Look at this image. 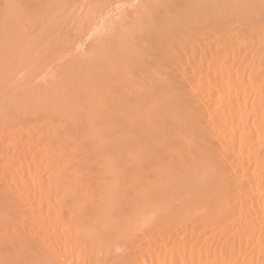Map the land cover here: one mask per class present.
Segmentation results:
<instances>
[{"label": "bare ground", "instance_id": "obj_1", "mask_svg": "<svg viewBox=\"0 0 264 264\" xmlns=\"http://www.w3.org/2000/svg\"><path fill=\"white\" fill-rule=\"evenodd\" d=\"M248 2L0 0V53L55 31L101 91L28 105L41 66L3 59L19 92L0 102V264H264V1Z\"/></svg>", "mask_w": 264, "mask_h": 264}, {"label": "rangeland", "instance_id": "obj_2", "mask_svg": "<svg viewBox=\"0 0 264 264\" xmlns=\"http://www.w3.org/2000/svg\"><path fill=\"white\" fill-rule=\"evenodd\" d=\"M242 1H244V0H242ZM248 1L251 2V4H252L253 1H257V2H258V0H247V2H248ZM263 1H264V0H263ZM238 2H239V1H238ZM249 2H248V3H249ZM259 2H260V0H259ZM261 2H262V1H261ZM262 3H263V2H262ZM207 5H209V4L207 3ZM176 20H177V19H176ZM179 21H181V20H179ZM173 24H174V25H173L172 28L174 29V28L179 27L181 23L178 22V21H176V22H174ZM176 24H179V25H176ZM158 25H159V24H158ZM175 25H176L177 27H174ZM149 27H150V26H149ZM159 27H160V26H159ZM49 29H50V27H49ZM65 29H66V27H64V30H63V31H65ZM67 29H68V28H67ZM67 29H66V31H65V35H66V32H68ZM150 29H151V28H150ZM150 29H148V26H146V27L144 28V30L142 29V30L144 31L143 34H142V32H143L142 30H138V31H142V32H136L137 30H136V31H133V32H135L136 34L134 33L133 35H130V34H131V33H130V34L128 35V36H129L128 39H130V38H131V39H136V41L139 39V40L141 41V40L143 39V38H142V35L144 36V38H146V37H147L146 34H147L148 32L150 33V31H152V30H150ZM152 29H154V28H152ZM167 29H168V28H167ZM46 30H47V29H46ZM46 30L43 31V33H44V34L42 33L43 36L40 35V34H38V35H40V36L34 35V36L30 37L31 39L29 38L28 43H27V41H26V43H27L26 46H24L23 43H21V44H23V46H22L21 44H19V45H20L19 50H18V51H17V50H14L15 53L13 52V49H10L11 47H10L9 49H10V51L12 50V53H11V52H10V53H9V52H6L8 49H5L6 51H4V52H5L6 54L8 53V54L10 55V56L8 55V56L10 57V59L7 58V55H4L3 51H1V53H0L1 55H2V53H3V55H4V56H3V55L0 56V60H1V61H0V67H1V68H2V67H3V68L5 67L6 64H5V65H3V64L6 62V60H7L8 63L10 62L13 66H15V64L17 63V64H16L17 67H14V68H19L18 66L20 65V63H21V65H22L23 67L25 66V68H26V66H28V65H30V66L33 65V63H34V65H37L36 67H38V66L40 67V66H41V68H39V70H40V73L42 74V76H41L40 78H38V81H37V79H36L35 82L33 81V82L29 83V86L32 87V88H34V86H35V87H40V88H41V89H40V94H39V95H38V94H37V95H33V94L31 93L32 95H31V94L28 95L29 93H28V94H25L26 91H27L26 88H22V89H25L26 91L21 89L22 91H20V92H23V91H24L23 94H24L25 96H23V95L21 94V97L19 96L20 99L22 98V100H23L24 98H25V99L27 98L26 100H25V99H24V100H25V102L28 103V105H29V102H27L28 100H30L31 103L33 102L32 99H33V100L36 99V100H39V101H40V100L43 101L44 97L46 96L45 99L48 100L47 102L51 101V103H50V107H51V109L54 108L53 110H57V111H58V110H59V108H58L59 105H60V108H61L62 106H65V105H63V103L66 104V103H69V102L71 101L70 99H68V101H67V99H65V101H66V103H65V102H64V98H62V96H63L65 93H68V88H72V89H70V91H69V94H70L71 91L73 90V86L75 87V84H76V83H78V84H79V83H82V84H80L81 86H78V87H80V88L82 89V92H83V93H84L85 90H86L87 93H88V90L92 87V86H91V87H89V86H90V85H93V87L89 90V91L93 92L92 95H90V94H91V92H90V94L88 93V94H86L85 96H88V95H89V97H88L89 100H90V96H92V97H91V101H92L93 103H95V101H97V100L99 99L98 96L101 97V95H99V93H98V92L100 91V90L98 89V87H97V88H94L95 84H96V86H97V84H98V83H95V82H94V81L96 80V78H95V75H93V74H94L96 71H91V70L88 71V74H89V72L92 73V74L90 73L91 75L89 74L91 77H90L89 75H88L87 77H85V76L87 75V70H83V69L81 68L82 66H79L80 69H81V71H82V73H83V72H84V73L86 72V74H84V78H83V75H82L81 79H83V80H81V79L79 78V74H81V73H80V69L78 68V66L76 67V66H73L74 64L72 65L71 60L73 59V58H72L73 56L70 55V56H71V57H70L69 55L59 54V53H63L62 50H61V46H62V41H60L61 38L58 39V42H57V41L55 42V40H57V39H55L56 35H55L54 37H51V35H52L53 33L56 34L57 32L54 31V32H50V33H49V32H48L49 30H47V31H46ZM148 30H149V31H148ZM155 30H158V26H157V29L155 28ZM50 31H53V30L50 29ZM153 31H154V30H153ZM146 32H147V33H146ZM45 33H47L48 35H46ZM149 33H148V34H149ZM153 33H154V32H153ZM49 34H50V35H49ZM141 34H142V35H141ZM65 35L63 36V34H61V37H63V40H64V38H65ZM140 35H141V36H140ZM152 35H153V34H152ZM48 36H49V38L47 39L46 37H48ZM58 36H59V35H58ZM58 36H57V37H58ZM138 36H139V37H138ZM149 36H150V34H149ZM57 37H56V38H57ZM38 38H39V39H38ZM40 38H41V40H40ZM148 38H150V37H148ZM49 40H50V41H49ZM143 40H144V39H143ZM29 41H30V42H29ZM48 41H49V42H48ZM132 41H135V40H132ZM132 41L130 40L131 44H132ZM40 42H41V43H40ZM54 42H55V43H54ZM142 42H143V41H142ZM144 42H146V40H144ZM37 43H38V44H37ZM49 43H50V45H49ZM90 43H91V40H90ZM135 43H137V45H136V44H133V45H134V46H133L134 48H133V47H130V46H127L130 50H129L128 48H126V46H123V47L120 49V51L122 50L121 53H122L123 55H124V53H125L126 55L129 53V54H130V57H133V56H132V55H134L133 52H134L135 49L138 47L139 50L142 49V50H140V51H139L138 49H136V50H138L137 52H140V53L142 54V56H141V57H143L142 59L147 58V56H148L149 53H150V49H148L146 45H145L146 47H144V45H143L141 42H139V41H137V42H135ZM138 43H139V45L142 44L141 47L138 46ZM140 43H141V44H140ZM28 44H29V45H28ZM30 44H33V45H35V46L33 47V45H30ZM51 44H52V45H51ZM83 44H84V45H83ZM88 44H89V41L87 42V40H86V41L84 40V41L80 42V43L78 44V45H79L78 49L80 48V46H84V48L81 50V48H82V47H81L80 50L76 51L75 53L73 52V55L75 54V57H74V58L77 57L76 59H78V56H79L80 58L87 56V55L84 54V52L87 51V50H85V47H86V49H87ZM37 45H38V46H37ZM39 45H40V46H39ZM54 45H55V46H54ZM135 45H136L137 47H136ZM29 46H30V47H29ZM45 46H46V47H45ZM52 46H53V47H52ZM21 47H22V49H21ZM35 47H38V48H37V51L40 50V52H38L39 55L36 53L37 51H36V48H35ZM39 47H40V48L42 47V48H41L42 50L39 49ZM49 47H50V48H49ZM55 47H56V48H55ZM124 47H125V48H124ZM23 48L26 49V51H24ZM52 48H53V49H52ZM57 48H58V49H57ZM132 48H133V49H132ZM31 49H32V50H31ZM33 49H34V50H33ZM38 49H39V50H38ZM51 49H52V50H51ZM131 49H132L133 52L131 51ZM146 49L149 51V53H148V51H147ZM3 50H4V49H3ZM27 50H28V53H29V54H28V53H25V52H27ZM44 50H46V51H44ZM60 50H61V52H60ZM128 50H129V52H128ZM145 50H146V51H145ZM32 51H33V52H32ZM47 51H48V52H47ZM51 51H52V52H51ZM80 51H81V52H80ZM123 51H124V52H123ZM125 51H126V52H125ZM143 51H145V52H144L145 54L143 53ZM16 52H17V54H16ZM44 52H45V53H44ZM57 52H59V53H57ZM78 52L80 53V55H78V54H79ZM35 53H36V54H35ZM41 53H43L42 56H41ZM47 53H49V55H48ZM64 53H65V52H64ZM76 53H77V54H76ZM81 53H82L83 55H82ZM85 53H86V52H85ZM106 53H107V54H106ZM106 53H105V52L103 53L105 56L102 55V59H104V58L106 57V55H107V57H106L104 60H101L102 62H105V60H107V59H108V61H109L111 57H112V59H113V56H112L111 53H108V52H106ZM132 53H133V54H132ZM140 53H139V54L136 53V54H138V57L141 55ZM25 54H26V55H25ZM33 54L36 56V58H35V56H34ZM44 54H45V55H44ZM58 54L60 55V58H59V55H58ZM129 54H128V56H129ZM131 54H132V55H131ZM32 55H33L34 57H33ZM37 55H38V56H37ZM50 55H51V56H50ZM57 55H58V56H57ZM62 55H63V56H62ZM76 55H78V56H76ZM11 56H13L14 58H11ZM26 56H27V57H26ZM56 56H57V57H56ZM61 56H62L64 59L61 58ZM65 56H66V57H65ZM81 56H82V57H81ZM108 56H109V57H108ZM110 56H111V57H110ZM128 56H127V57H128ZM2 57H3V58H2ZM15 57H16V58H15ZM67 57H70V58H67ZM141 57H139V58L141 59ZM144 57H145V58H144ZM4 58H5V59H4ZM19 58L22 59V61H21V60L19 61ZM34 58H35V59H34ZM47 58H48V59H47ZM65 58H66V59H65ZM80 58H79V59H80ZM122 58L124 59V57H122ZM128 58H129V57H128ZM149 58H150V57H148V59H149ZM3 59H4V63L2 64ZM13 59H14V60H13ZM16 59H18V61H17ZM68 59H69V60H68ZM115 59H116V58H115ZM119 59H121V57H120ZM8 60H9V61H8ZM11 60H13V61H11ZM31 60H32V61H31ZM51 60H52V61H51ZM23 61H24V63H23ZM25 61H26V62L29 61V62H28V65L26 64ZM59 61H60V62H59ZM7 62H6V63H7ZM19 62H20V63H19ZM30 62H31V63H30ZM54 62H55V63H54ZM93 62H94V63H90V62H89V63L94 65L96 62H95V61H93ZM102 62L99 63V64H101V65L103 66ZM106 62H107V61H106ZM106 62H105V63H106ZM121 62H122V61H121ZM14 63H15V64H14ZM1 64H2V65H1ZM23 64H24V65H23ZM96 64H97V63H96ZM96 64H95V65H96ZM106 64H107V63H106ZM121 64H122V63H121ZM123 64H124V62H123ZM7 65H8V64H7ZM34 65H33V66H34ZM43 65H45L44 69H43ZM61 65H62V66H61ZM93 65H91V66H93ZM22 66H21L20 68H23ZM30 66H29V67H30ZM69 67H70V68H69ZM89 67H90V66H89ZM94 67H96V66H94ZM45 68H46L48 71H47ZM48 68H49V69H48ZM55 68H56V69H55ZM75 68H76V69H75ZM83 68H84V67H83ZM92 68H93V67H91V69H92ZM6 69H7V68H6ZM6 69H5V70H6ZM26 69H27V68H26ZM26 69H25V70H26ZM36 69H37V68H36ZM51 69H52V70H51ZM71 69H73V70H71ZM77 69H78V70H77ZM89 69H90V68H89ZM19 70H20V69H19ZM25 70H24V71H25ZM0 71H1V69H0ZM21 71H22V70H21ZM43 71H44V72H43ZM46 71H47V72H46ZM51 71H52L53 73H52ZM69 71H70V72H69ZM71 71H72V73H71ZM77 71H78V73H77ZM1 72L4 73L5 71L3 72V70H2ZM17 72H18V70H17ZM17 72H16V73H17ZM45 72H46V73H45ZM54 72H55V73H54ZM93 72H94V73H93ZM16 73H15V74H16ZM19 73H20V71H19ZM22 73H23V72H22ZM22 73H20V74L17 73L18 76H16L15 80L18 79V78L20 77V80H19V79H18V80L21 81V82L18 81V85H19V86L21 85V86L23 87V85H24V83L26 82L27 79L24 80V79L26 78V75H25V74H22ZM40 73H39V75H40ZM43 73H44V74H48V75L45 76ZM68 73H70V74H72V75L70 76V74H68ZM21 74H22V76H21ZM49 74H50V76H49ZM56 74H57V75H56ZM64 74H65V75H64ZM74 74H78V75H76V76H78V77H75ZM19 75H20V76H19ZM23 75H25V76H23ZM62 75H64V76H62ZM59 76H60V77H59ZM27 77H28V76H27ZM47 77H48V78H47ZM54 77H55V78H54ZM61 77H63V78L60 79L59 83L62 81L61 83H63V85H60L61 88H59V89H57V91H55V92H57L56 94H55L54 91H52V93L54 92V93H53L54 95H51V96H50V94H48L49 92L46 93L47 90L45 89V86L48 84V82H51L52 80H56V79L59 80V78H61ZM72 77H73V78L75 77V78L72 79ZM96 77H97V76H96ZM22 78H23L24 81L22 80ZM46 78H47V79H46ZM70 78H71V79H70ZM77 78H78V81L80 80V81H82V82H78V81H77ZM90 78H91V79H90ZM49 79H51V80L49 81ZM75 79H76L77 82L75 81ZM92 79H93L94 81H93ZM3 80H4V79H2V80L0 79V81H2V82H3ZM68 80H69V81H68ZM84 80H85V82H83ZM91 80L93 81V84H92ZM97 80H99V78H97ZM97 80H96V82H97ZM47 81H48V82H47ZM67 81L69 82V84H70V81L72 82V83H71V84H72L71 87L68 85ZM2 82L0 83V85H1V86H0V96H2L4 93H5V94H4L2 97H0V102H3V98H4V100H6V98H7V96H8V99H10V97H13V96L15 95V94L13 95V93H15V92H16V93L19 92L18 90H17V91H13V90H12V91H13V92H12L11 89H13L14 86H13V87H11V85H8V86H7L8 83L5 84V83L3 82V83L5 84V86H6V87H5V86L3 87V86H2V85H3ZM14 83H15V81H14ZM26 83H27V82H26ZM74 83H75V84H74ZM84 83H85V84H84ZM86 83H87V84H86ZM16 84H17V82H16ZM22 84H23V85H22ZM42 84H43V85H42ZM12 85H13V84H12ZM65 85H67V86H65ZM16 86H17V85H16ZM58 86H59V85H58ZM60 86H59V87H60ZM68 86H69V87H68ZM76 86H77V85H76ZM96 86H95V87H96ZM62 87H64L65 89H66V87H67V89H66L67 92L64 91V90H62ZM78 87H77V89L79 90L80 88H78ZM64 88H63V89H64ZM75 88H76V87H75ZM83 88H84L85 90H84ZM97 89H98V90H97ZM8 90H10L9 93H7ZM45 90H46V91H45ZM58 90H59V91H58ZM2 91H3L4 93H2ZM44 91H45V92H44ZM63 91H64L65 93H62ZM10 92H12V96H10V95H11ZM59 92H60V95H61V96L59 95ZM82 92H81V93H82ZM100 92H101V91H100ZM6 93H7L8 95H7ZM52 93H51V94H52ZM73 93H75V90L73 91ZM73 93H71L70 95H72ZM76 93H77V94H80L79 91L76 92ZM77 94H76V95H77ZM100 94H101V93H100ZM56 95H57L58 97H57ZM73 95H74V94H73ZM76 95H75V96H76ZM80 95H81V94H80ZM80 95H79V96H80ZM95 95H97V98L94 97V98H95V101H94L93 96H95ZM31 96H32V97H31ZM35 96H36V98H35ZM38 96L40 97L39 99L37 98ZM64 96H66V95H64ZM83 96H84V95H83ZM83 96H81V97H83ZM19 97H18V98H19ZM30 97H31L32 99H31ZM55 97H56V98H55ZM68 97H70V96H68ZM68 97H67V98H68ZM73 97H74V96H73ZM29 98H30V99H29ZM59 98H62L63 102H62L61 99H59ZM70 98H71V97H70ZM77 98H79V97L77 96ZM83 98H84V97H83ZM73 99H76V97H75V98H72V100H73ZM81 99H82V98H81ZM22 100H21V103H24V102H22ZM36 100H35V102H36ZM46 100H44L45 102L43 101L44 104L46 103ZM82 100H83V99H82ZM56 101H58V102L56 103ZM78 101H79V102L81 101L80 98H79ZM35 102H34V103H35ZM37 102H38V101H37ZM59 102H61V103H59ZM0 104H1V103H0ZM32 104H33V103H32ZM47 104H48V103H46V104H45L46 106H45V105H44V106L47 107ZM42 105H43V104H42ZM48 105H49V104H48ZM52 105L54 106L53 108H52ZM67 105H69V104H67ZM50 107H49V108H50ZM62 108H63V107H62ZM89 108H91V107H89ZM64 109H65V108H63V109H61V110H64ZM97 109H98V108H97ZM65 110H66V109H65ZM65 110H64V111H65ZM58 112H59V111H58ZM105 139H106V138H105ZM105 139H104V140H105ZM107 139H108V137H107ZM105 141H106V140H105ZM101 142H102V141H101ZM106 142H107V141H106ZM106 142H102V143H103L105 146H107ZM108 142H109V141H108ZM111 142H112V141H111ZM102 143H101V144H102ZM108 144H109V143H108ZM102 146H103V145H102ZM102 146H101V148L103 149ZM104 150H105V148H104ZM97 151H98V150H97ZM97 151H96V153H98ZM81 153H82V152H81ZM84 153H86V154L88 155L90 152L87 153V152H85V151L83 150V156H84ZM96 153H93V154H96ZM86 154H85V156H87ZM98 177H100V175H99V173H96L95 177H93L94 179H92V180L94 181L93 184H94V183H98V182L100 181L99 179H101V177H100V178H98Z\"/></svg>", "mask_w": 264, "mask_h": 264}]
</instances>
